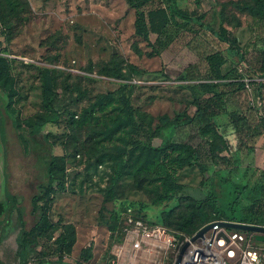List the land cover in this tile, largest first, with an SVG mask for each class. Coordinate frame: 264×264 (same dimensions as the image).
Returning a JSON list of instances; mask_svg holds the SVG:
<instances>
[{"label": "rangeland", "instance_id": "374dc122", "mask_svg": "<svg viewBox=\"0 0 264 264\" xmlns=\"http://www.w3.org/2000/svg\"><path fill=\"white\" fill-rule=\"evenodd\" d=\"M231 1L238 0L175 3L204 14L205 23L215 30L222 25L227 27L248 49L247 61L239 62L238 56L231 60L239 65V73L247 82L239 101L258 114L249 121L256 132L248 135L255 150H235L234 157L242 158L244 163L242 167L235 166L231 173L254 184L264 171V76H259L255 67L249 68L256 65L250 47L254 37L264 30L256 18L240 11ZM0 12L7 28L6 38L0 37V50L5 49L12 61L20 91L15 106L21 117L48 115L42 107L41 72L49 67L55 75V108L60 118L48 124L45 132L53 133L54 152L66 155L68 176L65 191L53 194L50 215L59 226L71 225L75 238L71 252L63 254V264H112L117 257L116 248L121 249V264H129L131 252L139 264H173L177 254L174 248L133 251L126 241L125 227L127 209H131V214L143 217L150 227H162L178 238L191 235L170 224L167 215L168 211L181 208L180 199L154 204L145 188L147 181L142 185L132 178L121 181L110 194L114 150L111 143L101 140L98 130L111 112L97 111L99 119L82 126L71 123V118H80L84 109L102 94L119 96L122 90L130 95L136 108L156 119L165 113L172 117L182 111L192 114L187 81L179 76L187 72L190 78H198L199 72L192 65L209 51L220 49L226 53L227 44L195 22L183 28L182 24L171 27L163 35L152 33L149 43L135 33L136 11L126 0H0ZM254 81L262 85L259 98L254 95ZM217 120L226 123L229 119L223 115ZM190 131L189 126L184 127L180 135L187 137ZM231 143L232 148L237 145L236 140ZM43 159L40 145L34 142L26 148L11 118L0 107V202L8 200L7 192L17 195L27 227L35 221L31 198L38 183L45 180ZM178 177L187 185V192L195 196H202L209 189L208 183H201L202 173L196 164L185 163ZM20 227L15 210L0 245V264H19L16 238ZM59 232L58 229L55 235ZM88 246L92 247V258L84 261L82 250ZM38 249L39 260L55 261L60 254L55 247Z\"/></svg>", "mask_w": 264, "mask_h": 264}, {"label": "trees", "instance_id": "16d2710c", "mask_svg": "<svg viewBox=\"0 0 264 264\" xmlns=\"http://www.w3.org/2000/svg\"><path fill=\"white\" fill-rule=\"evenodd\" d=\"M8 1L13 3V0ZM126 1L136 11L135 33L149 43L152 33L163 35L171 27L182 24L183 28L195 22L214 32L227 44V48L226 53L220 49L209 51L192 65L199 72L198 78H190L187 72L179 76L180 80L187 81L185 87L190 92L194 108L192 114L182 111L172 117L165 113L156 119L136 108L130 95L122 90L119 96L115 93L102 94L84 109L80 118L72 115L71 123L82 126L92 119H99L95 115L97 111L111 112L109 120L98 130L101 140L111 143L114 150L109 193L112 194L115 187L127 178L142 185L147 181L150 186L145 185V188L154 204L177 197L180 199L181 208L167 212L170 224L192 234L207 223L218 220L264 225V171L254 184L231 173L235 166L240 167L244 163L242 158L234 157L235 150H247L248 153L255 150L248 135L253 136L256 132L249 121L258 114L253 107L240 103L238 97L246 89L247 82L239 73V65L231 60L233 56H238L239 62L247 61L248 49L239 44L237 36L231 35L227 27L222 25L220 30H215L205 23L204 14L181 8L175 0ZM231 4L256 18L264 30V0H238L231 1ZM6 36L7 28L0 12V37ZM250 48L256 65L249 68L255 67L254 71L263 77L264 31L254 37ZM4 50H0V107L11 118L26 148L29 149L34 142L42 148L45 180L38 183L37 191L31 198V213L35 221L30 227H27L19 197L7 192L8 200L0 202V244L12 214L17 210L21 221L17 235L19 264H63V254L71 252L75 238L71 225L59 226L50 215L53 194L65 191L68 176L66 155L54 152L53 133L51 130L45 132L48 124L56 123L60 118L55 108V75L49 67L41 72L42 107L48 115L39 113L36 117L23 118L15 106L20 93L17 78L12 61ZM251 83L256 92L255 98H259L262 95L261 83ZM223 115L228 116L226 123L217 120ZM188 126L191 131L187 137H182L180 131ZM156 139H159L158 143ZM232 140L237 142L234 148ZM224 151L232 152V155ZM185 163L196 164L202 173L201 183H208L209 189L202 196L188 193L187 185L179 180L178 171ZM130 210L127 209V212H132ZM133 216L144 220L141 216ZM58 229L60 232L55 235ZM254 237L258 244L264 243V233H254ZM40 246L55 247L60 252L59 257L55 261L39 260ZM82 257L84 261L92 258L91 246L82 250Z\"/></svg>", "mask_w": 264, "mask_h": 264}, {"label": "built area", "instance_id": "2783aa9c", "mask_svg": "<svg viewBox=\"0 0 264 264\" xmlns=\"http://www.w3.org/2000/svg\"><path fill=\"white\" fill-rule=\"evenodd\" d=\"M132 215L129 212L125 231L133 251L174 248L177 254L173 264H264V243L256 242L254 232L215 226L195 240L194 233L178 238ZM120 254L121 249L115 251L112 264H121ZM134 254L128 256L129 264H139Z\"/></svg>", "mask_w": 264, "mask_h": 264}, {"label": "water", "instance_id": "95a60500", "mask_svg": "<svg viewBox=\"0 0 264 264\" xmlns=\"http://www.w3.org/2000/svg\"><path fill=\"white\" fill-rule=\"evenodd\" d=\"M215 226H224L227 228L239 229L254 233H264V225L252 224V223L240 222V221L218 220L207 223L206 225L202 226L198 231L194 233L192 239L195 240L198 237L203 236L206 231H208L209 229Z\"/></svg>", "mask_w": 264, "mask_h": 264}, {"label": "crops", "instance_id": "0c3cea01", "mask_svg": "<svg viewBox=\"0 0 264 264\" xmlns=\"http://www.w3.org/2000/svg\"><path fill=\"white\" fill-rule=\"evenodd\" d=\"M16 239H17V238H16ZM17 244H18V243H17ZM0 245H1V244H0ZM17 249H18V246H17ZM117 250H118V248L115 249V251H117Z\"/></svg>", "mask_w": 264, "mask_h": 264}]
</instances>
